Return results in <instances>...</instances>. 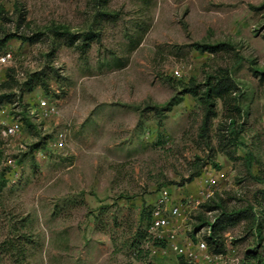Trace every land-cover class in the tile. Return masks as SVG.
I'll use <instances>...</instances> for the list:
<instances>
[{"label": "rangeland", "instance_id": "1", "mask_svg": "<svg viewBox=\"0 0 264 264\" xmlns=\"http://www.w3.org/2000/svg\"><path fill=\"white\" fill-rule=\"evenodd\" d=\"M1 22L24 37L0 49L12 52L0 62V264H137L158 192L192 193L206 172L216 201L253 206L261 226L258 240L245 219L221 224L225 245L264 264V0H0ZM220 68L239 86L233 143L227 107L216 100L204 139V106L183 91ZM38 97L57 115L4 136ZM217 212L200 206L190 223Z\"/></svg>", "mask_w": 264, "mask_h": 264}, {"label": "built area", "instance_id": "2", "mask_svg": "<svg viewBox=\"0 0 264 264\" xmlns=\"http://www.w3.org/2000/svg\"><path fill=\"white\" fill-rule=\"evenodd\" d=\"M11 57V50L6 49L0 54V62L9 61ZM27 111L29 117L37 119H48L58 113L55 104L45 97H38ZM22 125L21 120L13 119L5 124L2 134L15 136ZM198 182L197 189L185 195L173 196L167 188L158 192L150 205L141 245L132 258L133 262L150 264L151 256L172 255L176 260L182 258L191 264H241V258L235 255L233 247L225 245L224 251H214L200 229L192 231V213L220 189L217 178L210 172L201 174Z\"/></svg>", "mask_w": 264, "mask_h": 264}, {"label": "trees", "instance_id": "3", "mask_svg": "<svg viewBox=\"0 0 264 264\" xmlns=\"http://www.w3.org/2000/svg\"><path fill=\"white\" fill-rule=\"evenodd\" d=\"M18 22L20 23L24 19V14L16 5ZM4 20V16L1 17V21ZM3 22L0 23V49L4 47L6 42L14 37H20L23 39V35L16 34L11 32L10 30L3 29ZM66 37L68 39L73 37V34L67 32ZM89 38V35L83 33L81 36V43L85 44L86 39ZM220 43L217 44H200L198 43L196 46L201 50H207L209 52H216L220 48ZM8 80H12L13 77L11 74H8ZM31 80V79H29ZM193 84V83H192ZM32 88L30 84L29 89ZM183 91L188 92L191 95L197 97L203 104L204 113L201 120L200 126V135L206 139L208 137V128L211 122V118L215 116L216 113V100H220L224 106H226V110L228 111V126L225 128L227 131V141L229 143H233L237 141L238 130L234 127L236 119L234 117V113H240L242 111L240 103L238 101L239 95V86L231 75V71L227 68H220L213 75L209 76L204 84V88L202 91L198 90L197 85H189L183 83ZM166 107V105H165ZM169 107V104H167ZM22 122L29 120V116H26L25 110H23ZM28 114V111H27ZM206 144H209L206 142ZM214 166H218L217 163H214ZM196 173H191L188 177V180L193 179ZM261 199L264 201V188L259 190ZM218 194V193H217ZM208 212L218 211L217 214L214 215L213 219H207L203 216H198L199 222L198 224H191L192 231L195 232L199 230L202 226L206 225L205 232L203 233V237L207 241L210 248L214 251H224L225 250V242L222 239L220 233L217 228L224 223H233L240 219H245L250 223V227L254 229L255 235L260 239L259 231H260V223L258 222V215L253 206H248L246 208H234L228 209L223 204L222 200H215L213 197L201 205ZM149 211V210H148ZM149 213V212H148ZM149 218V214H148ZM179 263L181 264H191L189 262L184 261L182 258H178Z\"/></svg>", "mask_w": 264, "mask_h": 264}]
</instances>
